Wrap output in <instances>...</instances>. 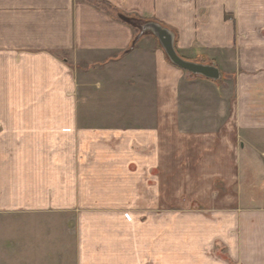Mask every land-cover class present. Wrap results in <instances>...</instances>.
Listing matches in <instances>:
<instances>
[{
	"label": "crops",
	"instance_id": "0c3cea01",
	"mask_svg": "<svg viewBox=\"0 0 264 264\" xmlns=\"http://www.w3.org/2000/svg\"><path fill=\"white\" fill-rule=\"evenodd\" d=\"M1 213L73 218L74 264H264V0H0Z\"/></svg>",
	"mask_w": 264,
	"mask_h": 264
},
{
	"label": "rangeland",
	"instance_id": "374dc122",
	"mask_svg": "<svg viewBox=\"0 0 264 264\" xmlns=\"http://www.w3.org/2000/svg\"><path fill=\"white\" fill-rule=\"evenodd\" d=\"M200 63L214 64L219 70V66L215 62ZM184 71L190 77L205 78ZM208 80L215 84H225L230 87L233 85V77L230 74L222 77L220 74L217 80ZM135 110L136 120L138 117L141 119L142 109ZM170 152L174 153L175 151L170 149ZM173 159L174 155L168 154V165L173 163ZM186 162H190L188 157ZM167 175L168 194H190V180L188 179V177L190 178V172L177 174L168 172ZM170 175H172V178ZM180 188H182V191ZM75 240V221L73 218L70 224L69 221H63L62 217L48 213L35 215L0 214V264H74Z\"/></svg>",
	"mask_w": 264,
	"mask_h": 264
},
{
	"label": "water",
	"instance_id": "95a60500",
	"mask_svg": "<svg viewBox=\"0 0 264 264\" xmlns=\"http://www.w3.org/2000/svg\"><path fill=\"white\" fill-rule=\"evenodd\" d=\"M148 30L154 35L163 48L168 59L176 66L192 74L201 75L207 79L217 80L220 77L218 68L214 64L194 62L182 58L174 46V33L158 22L147 21L141 25V31Z\"/></svg>",
	"mask_w": 264,
	"mask_h": 264
}]
</instances>
